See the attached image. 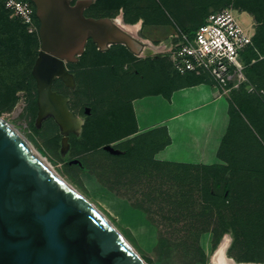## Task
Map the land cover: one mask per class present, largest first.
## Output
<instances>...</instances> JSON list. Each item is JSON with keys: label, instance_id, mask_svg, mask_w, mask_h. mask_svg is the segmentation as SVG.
<instances>
[{"label": "rangeland", "instance_id": "obj_1", "mask_svg": "<svg viewBox=\"0 0 264 264\" xmlns=\"http://www.w3.org/2000/svg\"><path fill=\"white\" fill-rule=\"evenodd\" d=\"M63 1L87 18L141 24L140 42L166 40L177 28L189 30L221 7L241 9L252 18L262 57H252L246 84L224 93L235 116L229 137L243 140L246 160L240 154L231 163L208 167L154 160L166 132L159 128L137 134L133 102L144 98L156 107L187 80L166 57L144 55L141 48L122 43L102 49L88 37L80 54L63 61L73 84L56 78L52 88L81 119L76 129L65 135L50 115L39 118L32 68L40 38L24 33L3 0L0 118L114 226L144 264H211L227 235L233 241L230 257L264 263V0ZM236 16L247 26L245 14ZM224 184L225 196L216 195L215 186Z\"/></svg>", "mask_w": 264, "mask_h": 264}, {"label": "water", "instance_id": "obj_2", "mask_svg": "<svg viewBox=\"0 0 264 264\" xmlns=\"http://www.w3.org/2000/svg\"><path fill=\"white\" fill-rule=\"evenodd\" d=\"M30 1L41 42L32 68L40 107L49 100L57 67L71 60L70 54L73 59L80 54L88 37L100 47L98 39L105 38L104 23L110 20L84 17L78 7L68 8L63 0ZM79 36L83 41L75 49ZM104 148L110 149L109 145ZM0 264H144L114 226L2 118Z\"/></svg>", "mask_w": 264, "mask_h": 264}, {"label": "crops", "instance_id": "obj_3", "mask_svg": "<svg viewBox=\"0 0 264 264\" xmlns=\"http://www.w3.org/2000/svg\"><path fill=\"white\" fill-rule=\"evenodd\" d=\"M184 76L187 82L172 89L164 103L155 107L144 98L133 102L137 134L159 128L166 132L153 159L201 167L226 165L240 154L246 160L243 140L229 137L235 116L228 96L209 82H190Z\"/></svg>", "mask_w": 264, "mask_h": 264}, {"label": "built area", "instance_id": "obj_4", "mask_svg": "<svg viewBox=\"0 0 264 264\" xmlns=\"http://www.w3.org/2000/svg\"><path fill=\"white\" fill-rule=\"evenodd\" d=\"M3 2L5 9L20 20L28 34L38 33L39 23L30 0ZM236 12L247 16V20L244 19L247 26L237 18ZM254 31L255 23L245 11L232 6L213 9L194 29L177 28L166 40L151 41L156 48L151 55L166 57L178 75L199 77L221 93H227L247 83L243 57L253 46ZM252 89L248 86V90Z\"/></svg>", "mask_w": 264, "mask_h": 264}, {"label": "bare ground", "instance_id": "obj_5", "mask_svg": "<svg viewBox=\"0 0 264 264\" xmlns=\"http://www.w3.org/2000/svg\"><path fill=\"white\" fill-rule=\"evenodd\" d=\"M104 25H105V28H104V32L105 33L104 34L106 36H105L104 39H98L99 40L98 42H99V45H100L101 48H105V47L109 46L111 43H114V42H117V41H121L124 45H126L127 47H129L131 49H133L134 47H139L138 49L141 48L143 50L144 55H151V54H153V52L156 51V48L154 47V44L152 42L151 43L148 42V41L140 42L141 39L138 36V32L141 30V24H137V25H134V26H124L121 23L120 20L119 21L112 20V21H105ZM82 41H83V37L79 36V38L76 41L77 45H76L75 49L79 48V46L82 44ZM72 51H73V49L71 48L69 53H71ZM56 78H60L66 85L71 86L73 84L72 76L69 73H67V71L65 70L63 65L62 66L59 65L57 67V69L55 70L54 79H56ZM52 85H53V83L50 86V91H49V94H48L49 95V100L46 103H44V104L42 103L40 105V107H38L39 108V115L38 116H39V118H42V117H44L46 115H50L53 118V120L57 123V125L60 127L61 131L63 133L65 132V135H66L67 133H69V132L73 131L74 129H76V127L79 126L82 123V121H81V119L74 118V116H73V114L70 111L69 106H68V99L65 96H63L62 94H59V93L53 91ZM64 105L66 107H64ZM53 115H55L57 117V120L53 117ZM36 153L54 171V169L47 162V160L39 152L36 151ZM59 177L74 192H76L61 176H59ZM119 235H120V233H119ZM232 242H233L232 238L230 236H228V235L223 238L221 243L218 245V247L216 248V250L212 254L211 264H264V263H240V262H237L235 259H233L232 257L229 256V250H230V247L232 245ZM132 251H133V249H132ZM141 262H143V261L141 260Z\"/></svg>", "mask_w": 264, "mask_h": 264}, {"label": "trees", "instance_id": "obj_6", "mask_svg": "<svg viewBox=\"0 0 264 264\" xmlns=\"http://www.w3.org/2000/svg\"><path fill=\"white\" fill-rule=\"evenodd\" d=\"M3 7H4V2H3ZM5 8V7H4ZM222 8V7H221ZM235 8V7H234ZM220 9V8H219ZM238 9V8H237ZM5 10H7V9H5ZM214 10H217V9H214ZM239 10H241V9H239ZM8 11V10H7ZM243 11V10H242ZM9 12V11H8ZM206 15H207V13H206ZM206 15L204 16V18L206 17ZM204 18H203V20H204ZM35 19H36V21H37V23H39L38 22V19L36 18V16H35ZM17 20H18V22H19V24H20V26L22 27V29H23V31H24V33L25 34H27V35H34V34H28L27 32H26V30H25V28H24V26H23V24L20 22V20L17 18ZM203 20L200 22V23H202L203 22ZM199 23V24H200ZM199 24H197L196 26H198ZM196 26H194L193 28H191V29H189V30H185V31H190V30H192V29H194ZM255 33H256V28H255V31H254V35H253V38H252V41H253V46L252 47H250V48H248L247 50H246V52L244 53V57H243V59H244V62H245V64H246V69H245V74H246V77H247V66H252V64H253V56H256V57H259V58H261L262 56H261V54L259 53V51H258V49H257V46H256V44H255V40H254V37H255ZM169 62V61H168ZM170 64V63H169ZM181 76V75H180ZM189 76L192 78V79H195L196 81H202V79L201 78H199V77H195V76H193V75H190L189 74ZM244 85V84H243ZM239 90V89H238ZM226 190H227V188H226V184H224V185H222V186H215V188H214V193L216 194V195H219V196H225V192H226ZM218 242V241H217ZM231 248V247H230Z\"/></svg>", "mask_w": 264, "mask_h": 264}, {"label": "flooded vegetation", "instance_id": "obj_7", "mask_svg": "<svg viewBox=\"0 0 264 264\" xmlns=\"http://www.w3.org/2000/svg\"><path fill=\"white\" fill-rule=\"evenodd\" d=\"M34 5V4H33Z\"/></svg>", "mask_w": 264, "mask_h": 264}]
</instances>
